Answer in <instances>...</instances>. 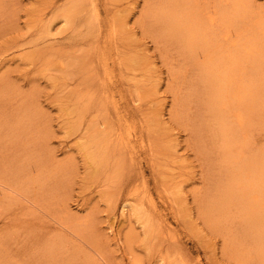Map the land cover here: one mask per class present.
<instances>
[{
  "label": "rangeland",
  "instance_id": "rangeland-1",
  "mask_svg": "<svg viewBox=\"0 0 264 264\" xmlns=\"http://www.w3.org/2000/svg\"><path fill=\"white\" fill-rule=\"evenodd\" d=\"M149 3L0 0V95L11 98L0 111L23 102L40 113L49 156L68 169L69 206L53 214L29 193L34 183L26 194L0 179V262L36 264L39 245L60 236L86 259L107 264L75 231L89 220L115 263L238 264L204 213L217 156L204 154L180 119L178 103L188 91L175 79L182 57L151 32ZM254 133V145H264V131ZM107 146L118 149L94 171L89 155L102 158ZM37 170L47 172L33 167V176Z\"/></svg>",
  "mask_w": 264,
  "mask_h": 264
},
{
  "label": "bare ground",
  "instance_id": "bare-ground-1",
  "mask_svg": "<svg viewBox=\"0 0 264 264\" xmlns=\"http://www.w3.org/2000/svg\"><path fill=\"white\" fill-rule=\"evenodd\" d=\"M211 1L205 6L198 0H150L146 21L151 32L163 44L175 45L182 57L184 67L175 71V79L188 91L178 103L183 113L180 119L191 124L203 153L217 156L208 175L212 188L204 206L207 221L224 235L225 247L238 264H264V145L255 146L253 140L256 129L264 131V5L254 0H213L209 6ZM185 76H191L195 85ZM9 99L0 95L2 105ZM40 119V113L23 102L8 112L0 111V179L27 190L26 194L34 183L36 189L29 193L36 192V201L59 215L69 211L64 175L68 169L54 166ZM124 144L129 146L130 141ZM107 148L102 158L89 155L94 171L99 170L101 159H108L118 149ZM42 166L47 172L37 170L33 176L31 169ZM115 166L120 167L118 160ZM234 219L238 224L232 228ZM150 220L144 217L151 228ZM90 222L75 224V231L94 248L99 247L107 264H120L107 255L100 233ZM148 233L149 241L153 240L155 231L151 228ZM72 249L60 236L51 237L37 248L36 264H105ZM0 264L20 263L3 257ZM129 264L141 263L134 259Z\"/></svg>",
  "mask_w": 264,
  "mask_h": 264
}]
</instances>
